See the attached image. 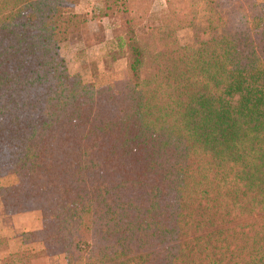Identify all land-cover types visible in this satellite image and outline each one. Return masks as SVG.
<instances>
[{
  "label": "trees",
  "instance_id": "obj_1",
  "mask_svg": "<svg viewBox=\"0 0 264 264\" xmlns=\"http://www.w3.org/2000/svg\"><path fill=\"white\" fill-rule=\"evenodd\" d=\"M154 1L96 3L127 79L95 88L59 53L86 23L77 0H0L1 206L40 212L34 257L264 264V2L159 0L139 37ZM197 11L220 35L182 46Z\"/></svg>",
  "mask_w": 264,
  "mask_h": 264
},
{
  "label": "rangeland",
  "instance_id": "obj_2",
  "mask_svg": "<svg viewBox=\"0 0 264 264\" xmlns=\"http://www.w3.org/2000/svg\"><path fill=\"white\" fill-rule=\"evenodd\" d=\"M259 1L264 2V0ZM164 9L165 3L163 1L160 3L157 0L154 1L145 25L137 31L139 37L147 34L148 27L160 26L161 12ZM67 10L71 11L72 9L69 7ZM228 27L231 31H234L236 29V22L232 20L228 23ZM89 31L90 25L85 23L81 30V35L70 36L65 46L63 48L60 46L59 53L65 58L69 72L73 75H79L84 83L92 84L95 88L127 79L126 59L124 55L118 56L119 52L113 46V39H108V42L102 46L103 48L98 50L99 52L84 48L86 37L91 35L85 36ZM219 35V30H209L205 15L201 11H197V18L191 25L185 26L176 32V38L182 46H187L196 41ZM94 38L96 42H105L106 39L102 33H98ZM91 40L93 41L90 38ZM9 178L11 179L12 177ZM4 179L10 181L8 178ZM0 244L3 246L5 242H0ZM23 255L31 256L25 261L26 264H39L41 261L39 257H34L33 254L24 253Z\"/></svg>",
  "mask_w": 264,
  "mask_h": 264
},
{
  "label": "crops",
  "instance_id": "obj_3",
  "mask_svg": "<svg viewBox=\"0 0 264 264\" xmlns=\"http://www.w3.org/2000/svg\"><path fill=\"white\" fill-rule=\"evenodd\" d=\"M98 1L100 0H77L72 8L73 12L82 14L86 19V23L90 25V31L85 36L89 34L95 36L98 33H102L106 38L105 42H97L89 48H86L84 43L85 49H91L93 51L101 50L103 48L102 46L108 42V39H113V26L110 21L103 19L101 22L103 27L99 29L98 22L93 16V9ZM79 34L81 35V32L74 35ZM67 42L63 43L61 47L63 48ZM41 225V214L39 212L32 211L16 215H7L0 203V240L5 241V248L0 246V264H3L2 260L7 254H36L42 252L44 250V244L42 242H25L22 236L25 233L38 231ZM40 260L39 264H67L64 254L41 257Z\"/></svg>",
  "mask_w": 264,
  "mask_h": 264
}]
</instances>
